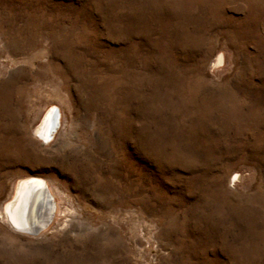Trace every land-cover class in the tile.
Segmentation results:
<instances>
[{
  "label": "rangeland",
  "instance_id": "obj_1",
  "mask_svg": "<svg viewBox=\"0 0 264 264\" xmlns=\"http://www.w3.org/2000/svg\"><path fill=\"white\" fill-rule=\"evenodd\" d=\"M0 264H264V0H0Z\"/></svg>",
  "mask_w": 264,
  "mask_h": 264
},
{
  "label": "bare ground",
  "instance_id": "obj_2",
  "mask_svg": "<svg viewBox=\"0 0 264 264\" xmlns=\"http://www.w3.org/2000/svg\"><path fill=\"white\" fill-rule=\"evenodd\" d=\"M60 118L58 107L51 108L36 127V137L43 143H48L58 129L57 123L60 122ZM45 187L48 188L47 181L40 177L28 176L19 180L13 198L1 211L3 221L14 231L23 234L32 233L33 237L40 235L56 218L59 208L51 192L52 201L44 195Z\"/></svg>",
  "mask_w": 264,
  "mask_h": 264
},
{
  "label": "water",
  "instance_id": "obj_3",
  "mask_svg": "<svg viewBox=\"0 0 264 264\" xmlns=\"http://www.w3.org/2000/svg\"><path fill=\"white\" fill-rule=\"evenodd\" d=\"M60 122L57 123V128L59 127ZM44 195L49 199V201H52V195L50 194V191L48 190L47 187L44 189ZM33 232V231H32ZM29 235H32V233H28Z\"/></svg>",
  "mask_w": 264,
  "mask_h": 264
}]
</instances>
